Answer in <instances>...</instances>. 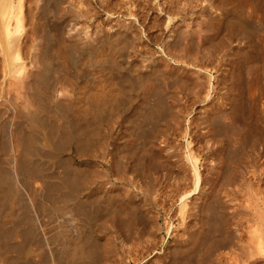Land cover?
<instances>
[{
    "label": "bare ground",
    "instance_id": "6f19581e",
    "mask_svg": "<svg viewBox=\"0 0 264 264\" xmlns=\"http://www.w3.org/2000/svg\"><path fill=\"white\" fill-rule=\"evenodd\" d=\"M26 1L29 2V0ZM37 1L35 12L33 9L31 11V13L34 12V16L27 22L21 14L22 8L18 7L15 0H0V101L2 102L0 104L5 107L4 110L0 109V264H109L113 250L112 241L106 242L109 240H105L102 235L105 241L101 242L98 234L101 232L111 235L113 232L120 238L124 237L121 235L123 232L139 234L140 229L136 228L138 221L135 213L137 211L134 212L138 203L135 206L134 194L124 189L122 185L119 187L120 185L111 184L110 187H106L105 183L109 180L105 183L96 180L107 177L111 172L122 174V176L124 174L129 176L130 174L126 173L132 172L142 178L143 176L156 177L161 174L163 170V165L160 167L161 161L165 158L163 155L169 150L165 149L168 141L164 142L167 144L164 146L162 145L164 140L161 142V139L169 138L167 135L169 129L171 131L172 127L179 126L173 123L179 121L178 110L182 109L177 105V100H181L175 98V91H169L168 86L175 80L172 84L177 91L178 88L185 87L188 81L184 80L187 77L182 78V74L187 76L190 70L182 68L181 65L179 67V59H174L179 67L176 69H174L175 65L173 68L168 63V65H162L157 59H147L148 56L144 60L145 65L129 59L138 38L136 36L138 34L133 33L135 31L131 32L132 29H127L129 24L123 28L125 30L113 29L114 32L111 34L107 33L109 30L102 29L105 30L102 31L104 37L93 40L91 39L93 37L81 36L76 26H70L69 30H66L65 21L68 18L60 16V5L64 4L65 0ZM197 1L202 3L206 0ZM216 1L218 5L215 1L216 4L213 3L220 7V13L207 12V16L203 15L204 18L208 17L207 23H204L205 26L202 25L203 30L198 29L204 32L206 37H203L208 39V44L203 42L204 47L208 45L207 50L206 47L200 46V48L205 49L209 59L215 50L219 54L218 47L226 43L229 54L235 59L231 58L227 62L228 67L222 70L224 72L222 75L219 73L222 80L220 82L224 84V88L221 87V90L224 89L223 93L214 92L213 101L208 105L209 108H205L206 113L203 116L200 115L199 121L205 124L206 131L202 132L201 136L206 140V144H220L222 136L224 139L226 136L229 142L225 141L227 147L221 146V143L220 146L214 145L216 148L211 149L212 155L210 153L209 155L213 159L207 160L206 163L210 161L207 164L204 161V176H201L197 162L189 161L193 164L192 170L195 175V188L192 194L194 198L190 204L196 206L199 214L195 217L193 224L182 225L187 233L186 238L173 239L174 245L167 250L166 257L157 259L158 261L152 264H264V190L250 188V191L254 190V193L251 192V197L246 199L247 205L245 204L243 208L244 218L240 225L234 228L225 216L226 202H223L220 196L223 185L233 184L244 175L241 158L242 153L247 150L246 147L248 145L253 147L256 143L264 142V66L260 62L262 68L259 66L258 69L257 62L256 68H253L251 73V83L249 84L248 81L245 85L238 66L239 64L248 65L257 58L264 62V59H261L264 58V0ZM164 2L166 3L165 0ZM173 2L170 3L173 4ZM192 2L189 0V3ZM224 2H228L227 6L222 5ZM213 3L211 2L212 6ZM174 5L177 4L171 6ZM187 7L189 9V6ZM169 8L172 7L169 6ZM176 8H174L175 11ZM182 8L184 11L186 6ZM178 9L176 16L182 12L178 13L180 10ZM205 10H208L206 5L202 7L201 13ZM166 11L168 12V9ZM128 12L131 13L130 10ZM175 14L171 16L175 18ZM199 24L201 25L202 22ZM178 25L172 26L167 32L166 42L162 44L167 56L174 52L171 51L174 45L172 46L173 42L170 40L173 41L182 34ZM197 28L201 27L197 25ZM192 32L195 33V30ZM221 32H223L222 37L219 36ZM67 33L69 36H66ZM95 33L92 35H96ZM190 38L193 39L195 36L191 35ZM204 39L201 40L204 41ZM200 43L202 44L201 41ZM204 51L202 50L203 53ZM179 52L180 49L178 54H182ZM174 53H177L176 50ZM134 55L137 54L134 53ZM179 58H181L180 55ZM184 58L181 63L187 65L188 62L185 61L187 58L185 60ZM165 61L164 63L167 62ZM213 61L216 60L213 59ZM188 65H191V62ZM198 66H193L195 70L192 68L191 70L195 72L205 68ZM215 69V72H219V69ZM249 69L250 75L251 69ZM172 70H175L172 76L176 75V79H174L175 76L169 77L170 80H174L171 82L169 79L166 80L169 82L167 84L164 80L170 76ZM82 74L85 75V80ZM160 74L162 79L158 80L157 75ZM205 74L204 77L207 78L209 74L207 76ZM79 78H82L84 82L80 79L82 82L79 84ZM206 82L208 83V80ZM212 82L209 84L213 90ZM57 84L60 89L55 95ZM253 86L257 89L255 97L252 96L255 90H251ZM245 88L246 90L249 88L248 93L252 96V98L249 96L251 99L248 98L249 101L252 100L249 103L250 107L245 105L246 98L243 99ZM186 90L189 92L194 89L187 88L185 92ZM202 92L201 94H204V90ZM178 98H180L179 94ZM225 105H228L227 109H223ZM207 109H209L208 113ZM7 110L9 113L4 116ZM216 117H220L223 123L219 124ZM179 119L181 120V117ZM171 124H173L172 127H170ZM114 127L116 130H112ZM81 157H91L96 160L98 158L100 161L103 157H108L107 166L98 168L97 165L91 164L93 162L81 165L75 161ZM99 157L102 158L99 159ZM185 165L191 167L187 163ZM185 168L184 170H187ZM249 173H252L251 178H255V181L264 183V171L256 168ZM147 178L151 182L154 180V177ZM121 179L124 180V177ZM155 180L157 181L156 178ZM150 192L153 191L150 190L148 193ZM184 196L187 194L181 196L183 210L188 203ZM65 215L69 217L65 219ZM51 220H57L59 227L55 236L53 234L52 237L47 235L46 229ZM72 221L75 224L69 223ZM54 224L52 222L53 226ZM111 237L114 238V235ZM130 237L127 238L130 239ZM132 237L134 239L133 235ZM232 237L236 239L235 242H232ZM147 242L144 243L147 244ZM215 253L220 254L217 260L214 257Z\"/></svg>",
    "mask_w": 264,
    "mask_h": 264
},
{
    "label": "rangeland",
    "instance_id": "374dc122",
    "mask_svg": "<svg viewBox=\"0 0 264 264\" xmlns=\"http://www.w3.org/2000/svg\"><path fill=\"white\" fill-rule=\"evenodd\" d=\"M37 0H29V2L28 1H26V0H15V2L17 3V5H18V7H21L22 8V16L24 17V20L25 21H30L31 19H32V17L34 16V12H35V10H34V8H36V4H37V2H36ZM66 1V2H65ZM64 2H62V3H64V4H61L60 5V16H62L63 18H68L67 20H69L70 18H72L71 19V21L69 20V21H65V23L67 24V26H66V30H69V28H70V26L72 27V26H76V29H77V27L79 28L78 29V31H79V33L81 34V36H83V37H86V36H88L89 38H91V37H93V38H91V39H93V40H98V39H100V38H102V37H104V31L107 29V30H109V31H107V33H109V34H111V33H113L114 32V30L113 29H115V30H121V28L123 29V28H126L127 27V24H129V25H131L130 27H129V25H128V27H127V29L128 28H130V30H131V32H133V31H135V32H133V33H135V34H138V35H136L138 38H139V40H137L136 39V42H135V44H134V48H133V52L130 54V57L131 58H129V59H134V60H136V61H138V62H141L142 63V65H145L146 64V62H144V60H146V57H147V59H154V60H158V62L160 63V64H169L170 65V67H175L174 69H176L177 67H178V65H179V67H180V65H181V67L182 68H184V69H186V70H190L189 72H188V75L187 76H184L183 74H182V78H185V77H187V78H185L184 80L185 81H188V82H186V86L185 87H183V88H178V91H179V93H178V91L176 90L177 88H175V86L173 85L174 83V79H176V75H174L175 76V78L174 79H171L173 82V84L172 83H170V85L168 86V90L169 91H171L172 92V90L173 91H175L174 92V96H175V98H177V99H179V100H181V101H178L177 100V105L180 107V108H182L181 110L178 108V106L176 107V109L178 110V115H179V117H178V120L180 121H177V123H173V124H178L179 126H177V128H173L172 127V125L173 124H171V126L170 127H172V130L170 131V129H169V131L167 132V135L169 136V138L168 137H166V139H161V142L163 143L162 145H164V146H167V144H168V146H170V147H165V149H169L167 152H166V150H165V152H166V154L165 155H163V157H165V158H163V159H165V160H163L162 159V161H161V166L160 167H162V165H163V167H162V171H163V173H162V171L160 172L161 174V176H160V178H159V176L157 175L156 177L155 176H146V178H145V176H143V178H142V176H140V175H136L135 173H132V172H129V173H126L127 175H129V176H125V174L122 176V174H120V175H118L119 173H115V172H111L110 174H108L107 175V177H104V178H100V179H98V180H96L97 182H102L103 181V183H105V182H107V180H109L107 183H105V185H106V187H110L111 186V184H113V185H115V186H118V185H120L119 187H121V185L124 187V189H128L127 191H131L133 194H134V196H133V200H134V202H135V206H136V204H137V206L134 208V212L135 211H137L135 214H136V217H137V221L139 222H137V230H139L140 229V232H139V234L141 233V231H142V233L141 234H143V235H139V234H137V233H135V232H133L132 234L131 233H127V232H123V234H121V235H123L124 237H118L115 233H111V235H110V233L108 234V233H99L98 234V236L99 237H101L100 238V241L101 242H104L105 240H109V241H106V242H110V241H112V243H111V247H112V252H111V259H110V263L109 264H111V262H112V264H152L153 262H155V261H158L157 259H164L165 257H166V255L165 254H167L168 253V251L167 250H169V248H170V246L172 247L173 245H174V240L173 239H176V238H186V236H187V233L183 230V228H182V225L183 224H185V225H190V224H193L194 222H195V217H197V215L199 214L198 213V209L196 208V206L194 207L193 205H191L190 203L192 202L191 200H193V198H194V196H192V194L194 193V188H195V178H194V172H193V170H192V166H193V162L194 163H196L197 162V164H198V170H199V172H200V174H201V176H204L205 175V173L203 172L204 171V164L206 163V161L207 160H209L210 159V161H212V159H213V157H211L210 155H212V150H213V148L215 149L216 147H217V145L218 146H220L221 145V143H222V145L221 146H225V143H227V142H229V140H227L226 139V136H224L225 137V139L223 138V136H222V138H221V143L219 144V143H217L216 145L215 144H211V143H207L206 144V140L205 139H203V136H201L202 135V132L204 133V131H206V128H205V124H203L201 121H199V117H200V115L201 116H203L204 115V113H206V112H204V110H205V108H209V106L208 105H210V103L213 101V98H214V92H218L219 94L220 93H223L222 91L224 90V89H222L221 90V87L222 88H224V84L223 83H221L220 81H222L221 80V77H220V75H222L224 72V70L225 69H227V62L232 58V56L229 54V52H228V45L225 43H223V44H221V46H219L218 47V50H219V54H218V51H214L213 52V54H211L210 56H211V58L209 57V59H208V53H205L206 51H204L205 49H201L200 48V46L201 47H204L203 46V42H204V44H208L207 42V40L208 39H206L205 37H206V35L204 34V32L202 33V31H200V30H203V28H204V23L206 24L207 23V18L205 17H203V15H206L207 14V12H211V11H215V12H211V14L213 13V14H215L216 13V11L217 12H219L220 13V7H218V6H216V5H218L219 3L216 1V0H214L215 2H217V4L212 0V1H210V0H206V1H204V2H202L201 3V1L199 2V1H197V0H190V1H193L192 3H189V0H179V2H178V0H169L170 2H173V4H177V5H174V6H171V5H173L172 3H170L168 0H165L166 1V3H168V4H166L165 2H164V0H158V1H160V2H158L157 0H117V2H116V0H104V2L102 3V1L103 0H77V1H79V2H81V3H79V2H77L76 0H65ZM84 1V2H83ZM110 1V2H109ZM119 1H121V2H123L124 4H125V6H124V4L123 3H121V2H119ZM133 1V2H132ZM137 1V2H136ZM186 2L185 3V5H183L184 4V2ZM73 2V3H72ZM89 4H88V3ZM100 2V3H99ZM110 3V5H109V3ZM111 2H112V4L114 5H112L111 4ZM117 4H116V3ZM127 4H126V3ZM131 2V3H130ZM137 4H136V3ZM141 2V3H140ZM162 2H164V3H162ZM176 2V3H175ZM179 4H178V3ZM183 2V3H182ZM200 4H199V3ZM209 2V3H208ZM211 2L213 3V6L211 5ZM85 5H84V4ZM132 3H134V4H132ZM140 3V4H139ZM160 3V5H158V4ZM196 3V4H195ZM204 3V4H203ZM225 3V4H224ZM222 5H224V6H227V4H228V2H224ZM29 4V5H28ZM79 5V7H78V5ZM100 4V5H99ZM108 4V5H107ZM120 4V5H119ZM123 4V5H122ZM132 4V5H131ZM135 4H136V6H135ZM142 4V5H141ZM146 4V5H145ZM166 4V5H165ZM181 4H182V6H186V9L184 8V11L186 12H184L182 9V6H181ZM187 4H192L191 6H193L194 7V9H192L193 7H191L190 5H187ZM194 4H195V6H194ZM199 4V5H198ZM35 5V6H34ZM87 5V6H86ZM89 5V6H88ZM91 5V6H90ZM104 5V6H103ZM119 5V7H117ZM128 5V6H127ZM162 5V6H161ZM165 5V6H164ZM198 7H197V6ZM201 5V6H200ZM205 5H206V9L208 8V10H205V12H203V13H201L202 11V7H205ZM208 5V6H207ZM210 5V6H209ZM27 6V7H26ZM29 6V7H28ZM34 6V7H33ZM75 6V7H74ZM83 6V7H82ZM121 6H123V8L121 7ZM132 6H134V7H132ZM142 6V7H141ZM167 6V7H166ZM169 6L170 7H172V8H169ZM176 6H177V8H176ZM187 6H189V9H188V7ZM71 7V8H70ZM78 7V8H77ZM85 7V8H84ZM89 7H91V8H89ZM102 7V8H101ZM104 7V8H103ZM106 7V8H105ZM107 7H108V9H107ZM113 9H112V8ZM124 7H125V9H124ZM129 7V8H128ZM130 7H132V9H130ZM140 9H139V8ZM176 8V11H177V9L179 10L178 11V13L180 12V11H182L183 13H184V16H183V13L182 12H180V14H178V16H176L177 15V13H176V11L174 10V8ZM191 7V8H190ZM201 7V8H200ZM210 7H211V9H210ZM27 8V9H26ZM31 8V9H30ZM119 8V9H118ZM143 8V9H142ZM155 8V9H154ZM182 8V9H181ZM216 8H217V10H216ZM32 9H33V11L34 12H32L31 13V11H32ZM70 9H72V10H70ZM90 11H89V10ZM102 9V10H101ZM112 9V10H111ZM135 9V10H134ZM161 9V11L159 12V10ZM168 9V12L166 11ZM170 9V10H169ZM198 9V10H197ZM201 9V10H200ZM73 11V13H75V14H73L72 12L70 13V11ZM88 10V11H87ZM109 10H111V11H109ZM130 10V14H129V11ZM147 10V11H146ZM172 10H174V11H172ZM186 10H188V11H186ZM77 13H76V12ZM80 11V12H79ZM96 11V12H95ZM117 11V12H116ZM155 11V12H154ZM163 11V12H162ZM190 11H192V12H190ZM203 11H204V9H203ZM65 12V13H64ZM84 12V13H83ZM88 12V13H87ZM92 14H91V13ZM114 12V13H113ZM128 12V13H127ZM209 12V13H210ZM27 13V14H26ZM31 13V14H30ZM64 15H63V14ZM80 13V14H79ZM145 13V14H144ZM165 13V14H164ZM175 14V18H173L171 15L172 14ZM205 13V14H204ZM84 14V15H83ZM167 14V15H166ZM169 14V15H168ZM192 14V15H191ZM30 15H32V16H30ZM78 15H83V16H81V17H83V18H81L80 16L79 17H77ZM86 15V16H85ZM137 15V16H136ZM198 15V16H197ZM143 16V17H142ZM144 16H145V18H144ZM188 16V17H187ZM207 16V15H206ZM88 17V18H87ZM97 17V18H96ZM78 18V19H77ZM143 18V19H142ZM189 18V19H188ZM203 18H204V20H205V22H204V20H203ZM28 19V20H27ZM74 19V20H73ZM81 19V20H80ZM82 19H83V22H82ZM128 19V20H127ZM170 19V20H169ZM192 19V20H191ZM194 19V20H193ZM201 20V21H200ZM119 21V22H118ZM121 21V22H120ZM129 21V22H128ZM168 21V22H167ZM78 22H79V24H78ZM89 22H90V24H89ZM144 22V23H143ZM157 22V23H156ZM167 22V23H166ZM177 22V23H176ZM191 22V23H190ZM201 23L202 22V24L200 25L199 23ZM97 23V24H96ZM140 23V24H139ZM183 23V24H182ZM189 23V24H188ZM196 23V24H195ZM83 24V25H82ZM94 24V25H93ZM154 24V25H153ZM180 25L181 26V29H180V26H179V30L180 31H182V34H180V36H178L177 38H175V40H170L171 42H173L172 43V46H173V49H171V51L173 50L174 52H175V50H176V52L177 53H174V52H171V55H168L167 56V54H166V51H165V49H164V43L166 42V40H167V32L172 28V26H174V25ZM187 26H186V25ZM96 25V26H95ZM183 25V26H182ZM197 25H199V27H201V28H197ZM202 25H204L203 27H202ZM93 26V27H92ZM120 26H122V27H120ZM150 26V27H149ZM153 26V27H152ZM171 26V27H170ZM69 27V28H68ZM85 27V28H84ZM136 27V28H135ZM149 27V28H148ZM183 27H184V29H183ZM27 28V27H26ZM83 28V29H82ZM95 28H97V29H95ZM169 28V29H168ZM186 28V29H185ZM82 29V30H81ZM102 29H105V30H102ZM167 29V30H166ZM198 29H200V30H198ZM112 30V31H111ZM123 30H125V29H123ZM137 30V31H136ZM150 30V31H149ZM157 30H158V32H157ZM163 31V33H162V31ZM165 30V31H164ZM185 32H184V31ZM190 30V31H189ZM195 30V33L194 32H192V31H194ZM86 31H89L88 33L86 32ZM103 31V32H102ZM159 31H160V33H159ZM96 34V35H94L95 36V38H94V36L92 35V34H94V33ZM138 32V33H137ZM184 32V33H183ZM97 33H99V34H97ZM162 33V34H161ZM193 33V34H192ZM212 32H210V34H211ZM223 32H221V34L219 35V36H223V34H222ZM66 34V33H65ZM101 34V35H100ZM103 34V35H102ZM152 34V35H151ZM195 34V35H194ZM204 34V35H203ZM209 34V33H208ZM140 35V36H139ZM191 35L194 37L195 36V38H190L191 37ZM66 36H69L68 35V33H67V35ZM166 36V37H165ZM196 36L199 38H196ZM203 36H205V37H203ZM140 37H141V39H140ZM182 37V38H181ZM183 37L186 39H183ZM182 40H181V39ZM204 39V41H202L201 39ZM190 39V40H189ZM196 40V41H195ZM197 40H199V41H201L202 42V44L200 43L199 44V41H197ZM138 41L140 42V43H138ZM163 41V42H162ZM178 41V42H177ZM193 41V42H192ZM177 42V43H176ZM182 42V43H181ZM142 43V44H141ZM181 43V45L183 46H181V45H179ZM185 43V44H184ZM139 44V45H138ZM163 44V45H162ZM198 44H199V46H198ZM176 45V46H175ZM138 46V47H137ZM145 46V47H144ZM163 46V47H162ZM191 46H192V48H194L193 50H195L194 51V54H193V51H192V48H191ZM197 47V49H196V47ZM222 46H224V47H222ZM143 47V48H142ZM159 47V48H158ZM176 47H178L179 49H180V52H182V54L180 53V54H178V51H179V49L178 48H176ZM182 47V48H181ZM205 47H206V50H207V47H208V45L206 46L205 45ZM204 47V48H205ZM135 48H137V49H135ZM150 48V49H149ZM163 48V49H162ZM223 48V49H222ZM225 48V49H224ZM145 49V50H144ZM146 49L149 51H146ZM160 49V50H159ZM222 49V50H221ZM178 50V51H177ZM202 50L204 51V53L202 52ZM137 51H139V53L137 52ZM151 51V52H150ZM165 51V52H164ZM217 52V53H216ZM134 53L135 54H137V55H134ZM197 53V54H196ZM203 54V55H201V54ZM163 54V55H162ZM177 55V57H176V55ZM208 54V55H207ZM141 55H143V56H141ZM173 55H175V57L173 56ZM179 55H180V57L181 58H179ZM183 55H184V57H186V58H184L183 57ZM216 55V56H215ZM231 57H230V56ZM140 56V58H141V60H140V58H136V57H139ZM164 56L166 57V58H164ZM190 56V57H189ZM195 56V57H194ZM206 56H207V58H206ZM228 56H229V58H228ZM142 57H143V59H142ZM145 57V58H144ZM155 57V58H154ZM161 57V58H160ZM163 57V58H162ZM193 57V58H192ZM215 57V58H214ZM171 58H172V60H171ZM183 58H184V60L185 61H187L188 62V64H190V62H191V65H182V63H181V61L183 62ZM188 58H189V60H188ZM192 58V59H191ZM162 59H163V62H162ZM174 59L176 60V59H179L178 61V63H176L175 61H174ZM180 59H182V60H180ZM206 59V60H205ZM213 59L214 60H216V61H213ZM233 59H235L234 57L232 58V60ZM260 58H257V59H255V61L256 60H258V61H256V63H255V61L252 63H249L248 65L247 64H239L238 66H239V69H240V72H241V76L244 78V79H242V81H245L244 82V85L245 84H247V82L250 84L251 83V80H252V75H251V73H253L252 71H253V68L255 69L256 68V66L258 65V69H259V66H260V64L262 65V66H264V62H262V61H260L259 60ZM261 59H264V58H261ZM140 60V61H139ZM167 62H166V61ZM171 60V61H170ZM198 60V61H197ZM211 60V61H210ZM224 60H225V62H224ZM164 61L166 62V63H164ZM195 63H194V62ZM201 61V62H200ZM208 61V62H207ZM219 61V62H218ZM221 61V62H220ZM223 61V62H222ZM170 62V63H169ZM174 62V63H173ZM196 62H197V64H196ZM212 62V63H211ZM214 62V63H213ZM216 62H218V63H216ZM257 62L259 63V64H257ZM261 62V63H260ZM145 63V64H144ZM172 63H173V65H172ZM192 63H194V65L192 64ZM198 63H201V64H198ZM205 63V64H204ZM221 63V64H220ZM223 63V64H222ZM167 64V65H168ZM176 64H178V65H176ZM196 64V65H195ZM203 64V65H202ZM207 64V66H205ZM215 64H216V66H215ZM220 66H219V65ZM255 64H257V65H255ZM175 65V66H174ZM197 65H199L198 67H205V68H203V70L202 71H195V72H193L192 70H195L194 68H193V66H197ZM208 65H210V66H208ZM212 65V66H211ZM224 66V67H223ZM254 66V67H253ZM262 66H260V68H262ZM169 67V68H170ZM178 67V68H179ZM214 67V68H213ZM222 67V68H221ZM241 67V68H240ZM251 69H249V68ZM191 68H192V70H191ZM219 69V72H215L214 71V69ZM220 68H221V70H220ZM225 68V69H224ZM213 69V70H212ZM215 69V70H216ZM224 69V70H223ZM248 69L250 70V75H249V72H248ZM210 70V71H209ZM223 70V71H222ZM173 71H175V70H172L171 72H170V76H168L167 78H165V80H164V82L167 80L168 81V79H169V77H174V76H172L173 74ZM245 71H247V72H245ZM193 73V74H191V73ZM198 72H200L199 74H198ZM175 73V72H174ZM190 73V74H189ZM196 75H195V74ZM203 73V74H202ZM205 73H207V74H205ZM216 73V74H215ZM219 73H220V75H219ZM202 76H201V75ZM204 74H205V76H207L208 74V76H207V78H205L204 77ZM215 74V75H214ZM168 75V74H167ZM194 75L196 76V77H200L201 79L199 80V78H197L196 79V77H194ZM198 75V76H197ZM200 75V76H199ZM211 75H212V77H211ZM218 77H217V76ZM82 76H83V79H84V74H82ZM81 76V77H82ZM161 76V74L160 75H157V79L158 80H161L162 79V77H160ZM193 78H192V77ZM211 78H210V77ZM158 77H160V78H158ZM189 77V78H188ZM194 79V80H192V79ZM210 78V79H209ZM218 80H217V79ZM80 79H82V78H79L78 79V83L79 84H81V82H82V80L80 81ZM190 79V80H189ZM204 79L207 81L208 80V83L206 82V81H204ZM215 81H214V80ZM85 80V79H84ZM84 80H83V82H84ZM170 80V79H169ZM171 80H170V82H171ZM198 80V81H197ZM80 81V82H79ZM165 82V83H167V84H169V82ZM210 81V82H209ZM213 81V82H212ZM218 81V82H217ZM159 82V81H158ZM191 82V83H190ZM197 82V83H196ZM201 82H203V83H201ZM211 82L212 83H214V87H213V90L211 89ZM192 83H193V85H192ZM207 83V84H206ZM210 83V84H209ZM191 84V85H190ZM189 85V86H188ZM209 86L210 87V89H208L209 87H207V86ZM217 85V86H216ZM223 85V86H222ZM188 86V87H187ZM205 86V87H204ZM193 88L194 90H189V92L186 90V92H185V89H187V88ZM216 87V88H215ZM218 87V88H217ZM247 87H248V85H247ZM201 88V89H200ZM60 88H59V85L57 84L56 85V94L55 95H57V92H58V90H59ZM171 89V90H170ZM183 89V90H182ZM196 89V90H195ZM215 89V90H214ZM253 89H255V90H253ZM204 90V94H205V96L207 97V98H205V96H203L204 94H201V92ZM220 90H221V92H220ZM251 90H253V94H252V96L253 97H255V92L257 91V89H256V87L255 86H253L252 87V89ZM194 91V92H193ZM209 91V92H208ZM191 92V93H190ZM248 92H250L249 91V88H247V90H246V88H245V91H244V94H243V99H245V103H247V104H245L246 106H249L250 107V101H252V100H248V98H252V96L250 95V93H248ZM188 93V94H187ZM200 93V94H199ZM203 93V92H202ZM251 93H252V91H251ZM257 93V92H256ZM178 94H179V97L180 98H178ZM191 94V95H190ZM209 94V95H208ZM247 94H248V96H247ZM177 95V96H176ZM208 95V96H207ZM198 96V97H197ZM203 96V97H202ZM213 96V97H212ZM246 96V97H245ZM250 96V97H249ZM256 96H257V94H256ZM192 97H195V98H192ZM202 98V99H201ZM210 98V99H209ZM250 98V99H251ZM196 101H194V100ZM212 99V100H211ZM191 100V101H190ZM210 100V101H209ZM248 100V101H247ZM201 101V102H200ZM183 104H181V103ZM186 102V103H185ZM195 102V103H194ZM0 103H2L1 101H0ZM179 103V104H178ZM209 103V104H208ZM181 104V105H180ZM4 106L3 105H1L0 104V109H2V110H4L5 109V107L3 108ZM194 107V108H193ZM227 107H228V105H225V107L223 106V109H227ZM187 108V109H186ZM185 109V110H184ZM184 110V111H183ZM188 110V111H187ZM180 111V112H179ZM182 111V112H181ZM190 111V112H189ZM206 111V110H205ZM260 111V110H259ZM184 112V113H183ZM209 112V109H207V113ZM7 113H9L8 112V110H7V112H6V114L4 115V116H6V115H8ZM201 113V114H200ZM186 114V115H185ZM198 114V115H197ZM182 115V116H181ZM181 117V120L179 119ZM183 118V119H182ZM217 119H216V121L218 120V123L219 124H221V123H223V121H222V119L220 118V117H216ZM254 119H255V117H254ZM254 119H253V122L255 123V121H254ZM221 120V121H220ZM3 121V120H2ZM180 124H179V123ZM191 123V124H190ZM200 123V124H199ZM180 127V128H179ZM182 128V129H181ZM173 129H175V130H173ZM108 130V129H107ZM112 130H116V128L114 127V128H112ZM177 130V131H176ZM181 130V131H180ZM174 131H176V132H174ZM181 132V134H179L180 132ZM172 132V133H171ZM179 135H178V134ZM172 134V135H171ZM199 135V136H198ZM168 138V139H167ZM171 140V141H170ZM167 141H168V143H167ZM205 141V142H204ZM225 141H227V142H225ZM164 142H166V143H164ZM170 144V145H169ZM174 146H173V145ZM210 144H211V146H210ZM229 144V143H228ZM214 145L216 146V147H214ZM227 145V144H226ZM172 147V148H171ZM195 147V148H194ZM210 149H208V148ZM225 147H227V146H225ZM247 148V150H245V152H243L242 153V158H241V160H242V165H243V169H244V175L241 177V178H239V179H237L236 181H234V183L232 184V183H230L229 185H223L222 187H221V189H220V196H221V198H222V201L223 202H226V211H225V216L229 219V224L231 225V227L232 228H234L236 225H240L239 223H241L242 222V220H243V218H244V205L246 204L247 205V202H246V199L247 198H250L251 197V192L252 193H254V190H256L257 188H258V190H260L261 189V191L262 190H264V189H262V186H264V185H262V184H264V183H262V182H259L258 183V181H255L256 179L255 178H251L252 177V173L250 174L249 172H252L253 171V169H256L257 168V170H262V171H264V142H260V143H256L253 147H250L249 145L246 147ZM191 149V150H190ZM208 149V150H207ZM212 149V150H211ZM229 149H230V147H229ZM193 150V151H192ZM164 152V153H165ZM254 152V153H253ZM163 153V154H164ZM167 153H169L170 154V156H169V154H168V156H169V158H168V156H167ZM209 153H210V155H209ZM193 154V155H192ZM252 157V158H250V156ZM167 156V157H166ZM187 156V157H186ZM193 156H194V158H193ZM86 158V159H85ZM100 158H102V157H99V159ZM105 157H103V159H101V161L100 160H98V158H97V160L96 159H93V158H91V157H81V158H79V160H78V158L77 159H75V161L77 162V163H79V164H81V165H87V164H90L91 162H93V163H91V164H93L94 166L95 165H97L96 167H98V168H106V161H107V158H105ZM168 158V159H167ZM190 158V159H189ZM244 158V159H243ZM180 159V160H179ZM182 159V160H181ZM206 159V160H205ZM253 159V160H252ZM82 160V161H81ZM92 160V161H91ZM94 160V161H93ZM102 160H105V161H102ZM179 160V161H178ZM184 160V161H183ZM191 160V162H189ZM88 161V162H87ZM204 161H205V163H204ZM210 161H208V162H210ZM214 161V160H213ZM247 162L246 164H245V166H244V163L245 162ZM252 161V162H251ZM96 162V163H95ZM183 164H182V163ZM207 162V163H208ZM86 163V164H85ZM95 163V164H94ZM164 163V164H163ZM187 163V165H190L191 167L189 168L188 166L186 167V164ZM206 163V164H207ZM252 163V164H251ZM105 165V166H104ZM176 165V166H175ZM203 165V166H202ZM251 165H253L252 167H251ZM202 166V167H201ZM248 168H247V167ZM250 166V167H249ZM187 168V170H184V168ZM255 167V168H254ZM185 168V169H186ZM188 168H189V170H188ZM202 168V169H201ZM253 168V169H252ZM160 170V169H159ZM171 171V172H170ZM185 173H184V172ZM202 171V172H201ZM246 171V172H245ZM248 171V172H247ZM166 172V173H165ZM193 172V173H192ZM113 173V174H112ZM165 173V174H164ZM169 175H168V174ZM180 173V174H179ZM190 173V174H189ZM246 173V174H245ZM112 174V175H111ZM163 174V175H162ZM182 174V175H181ZM186 174V175H185ZM156 175V174H155ZM173 175H175V176H173ZM179 175H180V177H179ZM251 175V176H250ZM121 176V177H120ZM166 178H165V177ZM182 176V177H181ZM184 176V177H183ZM249 176V177H248ZM116 177V178H115ZM122 177H124V180H126V181H124L123 179H121ZM147 177H150V178H153L154 180H152V182L150 181V179L149 178H147ZM164 177V178H163ZM131 180H129V179ZM155 178L157 179V181L155 180ZM169 178V179H168ZM203 178V177H202ZM251 180H249V179ZM104 179H105V181H104ZM160 179V180H159ZM242 179V180H241ZM244 179V180H243ZM239 180V181H238ZM156 181V182H155ZM160 181V182H159ZM164 181V182H163ZM172 181V182H171ZM238 181V182H237ZM246 181H249V182H251V183H249V182H247V183H249V185H247V183H246ZM135 182H137V183H135ZM170 182V183H169ZM146 183L148 184V185H146ZM154 183H155V185H154ZM168 184V185H166V184ZM256 183V184H255ZM246 184V185H245ZM110 185V186H109ZM231 185V186H230ZM253 185V186H252ZM148 186V187H147ZM158 186H159V188H158ZM194 186V187H193ZM254 186L256 187V188H254ZM122 187V188H123ZM150 187H152V188H150ZM163 187H164V189H163ZM249 187V188H248ZM252 187V188H251ZM261 187V188H260ZM254 189V190H252V191H250L251 189ZM147 189H149V190H147ZM153 189V190H152ZM160 189V190H159ZM153 191V192H150V193H148L149 191ZM166 190V191H165ZM135 191V192H134ZM162 191V192H161ZM249 191V192H248ZM137 192V193H136ZM157 193V194H156ZM242 193V194H241ZM136 194V195H135ZM153 196H152V195ZM187 194V196H184L185 198H186V201H188V203H187V206H186V208L184 207V210H185V214H183L184 213V210H183V207L181 206V204H182V202H181V200H182V197H183V195H186ZM148 195V196H147ZM250 195V196H249ZM182 196V197H181ZM157 197V198H156ZM172 198V199H171ZM151 199L153 200V201H151ZM188 199V200H187ZM224 199V200H223ZM233 199V200H232ZM163 200V201H162ZM158 201V202H157ZM235 201V202H234ZM150 202V203H149ZM240 202V203H239ZM246 202V203H245ZM149 203V204H148ZM160 205H159V204ZM228 204V205H227ZM139 205V206H138ZM141 206V207H140ZM172 206V207H171ZM193 206V207H192ZM168 207V208H167ZM192 209H191V208ZM139 208V209H138ZM159 208V209H158ZM136 209V210H135ZM151 209V210H150ZM173 210V211H172ZM188 210V211H187ZM197 212H196V211ZM242 210V211H241ZM143 211V212H142ZM153 211V212H152ZM154 211H157V212H154ZM187 211V212H186ZM192 211V212H191ZM195 211V212H194ZM139 212V213H138ZM238 212V213H237ZM240 212V213H239ZM196 213V214H195ZM157 214V215H156ZM237 214V215H236ZM159 215V216H158ZM190 215V216H189ZM192 215V216H191ZM239 215V216H238ZM241 215V216H240ZM154 218H153V217ZM182 216H184V217H182ZM69 217V215H65V219L66 218H68ZM156 217V218H155ZM179 217H181V219L179 218ZM187 217V218H186ZM192 217V218H191ZM194 217V218H193ZM156 220V221H155ZM185 222H184V221ZM241 220V221H240ZM52 222H53V224H54V226L52 225ZM70 224H75V222L74 221H72V222H69ZM150 224H152V225H150ZM181 224V225H180ZM150 225V226H149ZM58 227V222H57V220H51L50 221V223L46 226V229H47V235L48 236H51L52 237V235L54 234V236H55V234L57 233V231L59 230V227L58 228H56V227ZM170 226V227H169ZM51 227V228H50ZM152 227H155V228H152ZM161 228V229H160ZM57 229V230H56ZM51 230V231H50ZM145 230V231H144ZM150 230V231H149ZM50 231V232H49ZM177 231V232H176ZM188 231V230H187ZM148 232V233H147ZM172 232V233H171ZM175 233H176V235H178V236H176L175 235ZM110 235V236H107V235ZM127 236H126V235ZM130 234H131V237H130ZM135 234H137V236L135 235ZM149 234V235H148ZM104 236V238H105V240H104V238H103V236ZM106 235V236H105ZM114 235V238L113 237H111V236H113ZM132 235L134 236V239H132L133 237H132ZM126 236V237H125ZM144 236V237H143ZM158 236V237H157ZM127 237H130V239L129 238H127ZM142 237V238H141ZM146 237H148V238H146ZM150 237H152V238H150ZM154 237V238H153ZM110 238V239H109ZM118 238V240L116 241V239ZM124 238V239H123ZM126 238V239H125ZM145 238V239H144ZM112 239V240H111ZM115 239V240H114ZM123 241H122V240ZM129 239V240H128ZM137 239V240H136ZM143 239V240H142ZM159 239V240H158ZM114 240V241H113ZM141 240V241H140ZM236 241V239L234 238V237H232V242H235ZM127 241H128V243H127ZM145 241H148L147 242V244L146 243H144ZM173 242V243H172ZM120 243V244H119ZM127 243V244H126ZM154 243V244H153ZM145 244V245H144ZM114 245V246H113ZM142 245H144L143 247H141ZM149 245H151V246H149ZM54 246V245H53ZM135 246V247H134ZM146 246H148V247H146ZM137 247H138V249H137ZM141 248H143L142 249V251L140 252V250H141ZM145 248V249H144ZM148 248V249H147ZM151 248V249H150ZM115 249V250H114ZM136 250V251H135ZM167 252V253H166ZM140 254V255H139ZM139 255V256H138ZM220 254L219 253H215L214 254V257L216 258V260L218 259V258H220V256H219ZM122 256V257H121ZM137 257H138V259H137ZM159 257V258H158ZM140 258V259H139ZM123 259H125V260H123ZM127 259V260H126ZM137 259V260H136ZM114 260V261H113Z\"/></svg>",
    "mask_w": 264,
    "mask_h": 264
}]
</instances>
